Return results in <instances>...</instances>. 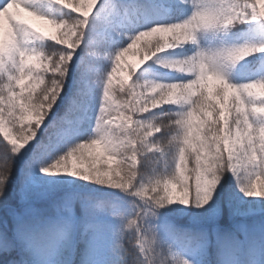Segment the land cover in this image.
Wrapping results in <instances>:
<instances>
[{
  "label": "snow or ice",
  "instance_id": "6c2138e0",
  "mask_svg": "<svg viewBox=\"0 0 264 264\" xmlns=\"http://www.w3.org/2000/svg\"><path fill=\"white\" fill-rule=\"evenodd\" d=\"M73 5L0 0V264H264V0Z\"/></svg>",
  "mask_w": 264,
  "mask_h": 264
},
{
  "label": "rangeland",
  "instance_id": "374dc122",
  "mask_svg": "<svg viewBox=\"0 0 264 264\" xmlns=\"http://www.w3.org/2000/svg\"><path fill=\"white\" fill-rule=\"evenodd\" d=\"M68 3V7L71 8L73 7V0H66ZM32 26L36 28L38 31H42L46 36H51V35H57L58 30L53 28L51 25L44 23L43 21H39L34 19L32 22ZM145 41H142L140 44H138L134 49H132L124 58L123 64L125 66L127 65H136L139 66L141 64L140 61V53L144 50L143 45ZM124 73H121L118 78H123ZM96 153L99 152V149L95 150ZM74 166L76 167H81V166H86L88 161H77L73 160L71 162Z\"/></svg>",
  "mask_w": 264,
  "mask_h": 264
},
{
  "label": "trees",
  "instance_id": "16d2710c",
  "mask_svg": "<svg viewBox=\"0 0 264 264\" xmlns=\"http://www.w3.org/2000/svg\"><path fill=\"white\" fill-rule=\"evenodd\" d=\"M26 19H27L28 22L31 23V24H32V22L34 21V18H32V17H26ZM148 39L154 40V39H156V37H150V38H148Z\"/></svg>",
  "mask_w": 264,
  "mask_h": 264
}]
</instances>
